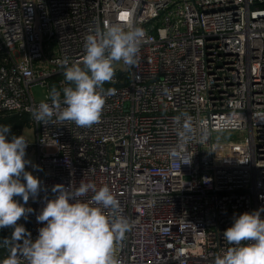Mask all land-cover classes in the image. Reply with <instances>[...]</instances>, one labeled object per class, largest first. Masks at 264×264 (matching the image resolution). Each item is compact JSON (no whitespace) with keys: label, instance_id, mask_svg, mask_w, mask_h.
<instances>
[{"label":"built area","instance_id":"obj_1","mask_svg":"<svg viewBox=\"0 0 264 264\" xmlns=\"http://www.w3.org/2000/svg\"><path fill=\"white\" fill-rule=\"evenodd\" d=\"M116 23L143 38L137 63L114 67L103 85L116 91L100 121L38 124L32 107L67 85L59 62L81 63L85 36ZM36 85L46 90L39 100ZM23 112L33 135L26 158L38 166L26 170L41 181L25 205L33 240L54 184L92 182L107 185L133 223L118 264H214L233 218L264 206V0H0V116ZM181 112L195 129L187 144L172 123ZM223 132L244 137L224 145Z\"/></svg>","mask_w":264,"mask_h":264},{"label":"clouds","instance_id":"obj_2","mask_svg":"<svg viewBox=\"0 0 264 264\" xmlns=\"http://www.w3.org/2000/svg\"><path fill=\"white\" fill-rule=\"evenodd\" d=\"M143 38L140 28L129 23L125 30L119 23L96 30L84 38L81 63L59 62L67 85L61 91L50 92V103L41 101L31 109L32 118L45 126L74 123L89 128L101 119L105 97L115 93L104 89L106 82H114V63L126 66L137 63ZM179 143L187 144L194 138L191 116L186 112L172 117ZM203 131L200 139L207 138ZM28 141L23 135L12 134L10 125H0V229H9V235L0 237V248L7 255L0 264H118L116 246L133 227L122 214L120 202L107 185L81 181L54 184L55 197L47 199L36 213L43 224L38 236L31 234L18 221L33 213L25 207L29 198H37L41 181L26 170L31 161L26 158ZM170 155L181 163L190 164L176 149ZM32 167H38L31 165ZM91 196L88 199H83ZM14 197H19L23 203ZM264 206L243 212L233 218L231 226L222 232L227 247L217 254L214 264H264Z\"/></svg>","mask_w":264,"mask_h":264},{"label":"rangeland","instance_id":"obj_3","mask_svg":"<svg viewBox=\"0 0 264 264\" xmlns=\"http://www.w3.org/2000/svg\"><path fill=\"white\" fill-rule=\"evenodd\" d=\"M113 67L119 68L121 70H124V68H125V66L122 62L114 63ZM30 92H31L33 99H35V100L42 99L44 97V95H46L45 88L40 87L38 85L31 87ZM20 135H23V137L25 139L32 141V139H33L32 127L30 125H28V126L22 128V130L20 131ZM243 137H244V134L240 133V132H223V133L219 134L218 136H216V138L219 139L220 142L224 145L234 143L238 140L243 139ZM42 149H43V151L53 150V148H51V147H43ZM27 159L31 161V165H34V155L29 154L27 156ZM31 165H28V167L32 168Z\"/></svg>","mask_w":264,"mask_h":264},{"label":"trees","instance_id":"obj_4","mask_svg":"<svg viewBox=\"0 0 264 264\" xmlns=\"http://www.w3.org/2000/svg\"><path fill=\"white\" fill-rule=\"evenodd\" d=\"M0 125H10L12 134L20 135V131L22 128L29 125V116L28 113H10L5 114L3 116H0ZM14 199H17L18 202L21 203V198L14 197ZM29 217L27 218H21L18 223L23 224V226L28 230L29 228ZM10 230L9 229H0V237H4L9 235Z\"/></svg>","mask_w":264,"mask_h":264},{"label":"snow or ice","instance_id":"obj_5","mask_svg":"<svg viewBox=\"0 0 264 264\" xmlns=\"http://www.w3.org/2000/svg\"><path fill=\"white\" fill-rule=\"evenodd\" d=\"M126 17H127V13H122L121 14V19H126Z\"/></svg>","mask_w":264,"mask_h":264},{"label":"water","instance_id":"obj_6","mask_svg":"<svg viewBox=\"0 0 264 264\" xmlns=\"http://www.w3.org/2000/svg\"><path fill=\"white\" fill-rule=\"evenodd\" d=\"M115 74H117V72H116V71H115ZM48 89H49V90H51V91H53V90H54V88H53L52 86H50Z\"/></svg>","mask_w":264,"mask_h":264}]
</instances>
